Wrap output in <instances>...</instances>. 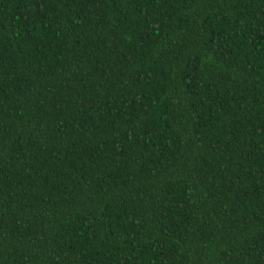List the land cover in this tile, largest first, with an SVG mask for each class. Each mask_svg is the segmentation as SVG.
<instances>
[{"label": "trees", "instance_id": "1", "mask_svg": "<svg viewBox=\"0 0 264 264\" xmlns=\"http://www.w3.org/2000/svg\"><path fill=\"white\" fill-rule=\"evenodd\" d=\"M0 264H264V0H0Z\"/></svg>", "mask_w": 264, "mask_h": 264}]
</instances>
